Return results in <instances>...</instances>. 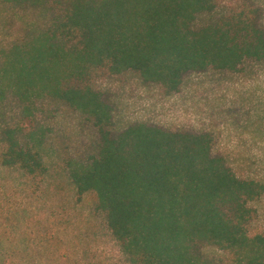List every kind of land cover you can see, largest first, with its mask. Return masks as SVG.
Instances as JSON below:
<instances>
[{
  "label": "trees",
  "instance_id": "trees-1",
  "mask_svg": "<svg viewBox=\"0 0 264 264\" xmlns=\"http://www.w3.org/2000/svg\"><path fill=\"white\" fill-rule=\"evenodd\" d=\"M43 9L42 23L0 51V105L19 106L20 121L0 126V170L36 187L46 180L39 103L81 114L98 139L96 156L68 164L78 200L94 208L126 264H264V232L252 229L264 183L241 179L212 154L206 134L168 132L142 123L113 130L110 106L94 83L103 74L134 73L176 93L188 73H237L264 64L260 9L227 0L213 23L215 0H0ZM7 181V180H5ZM16 187L0 183V264H110L81 249L59 214L16 204ZM27 199L28 189L23 190ZM211 247L223 255L205 254ZM112 264V263H111Z\"/></svg>",
  "mask_w": 264,
  "mask_h": 264
},
{
  "label": "rangeland",
  "instance_id": "rangeland-1",
  "mask_svg": "<svg viewBox=\"0 0 264 264\" xmlns=\"http://www.w3.org/2000/svg\"><path fill=\"white\" fill-rule=\"evenodd\" d=\"M248 1L260 9L264 29V0ZM215 2L214 12L199 16L194 29L215 22L224 12L227 0ZM45 16L43 9L19 10L0 4V51L34 31ZM94 89L112 110L115 133L142 123L168 132L209 135L212 154L224 158L239 178L264 183V64L244 62L237 73H188L182 77L179 90L170 95L157 85L144 84L130 72L103 74L96 79ZM37 109L35 126L44 133L46 180L39 188L17 173L0 170V183L8 181L16 187L14 203H31L47 217L57 212L65 231L77 239L81 249L95 252L110 264H126L106 229L104 216L94 208L93 196L78 200L68 177L70 162L96 156L95 131L81 114L60 103L43 101ZM20 119L16 103L9 100L0 105V126ZM25 188L31 194L27 200ZM254 207L257 218L252 229L264 232V198ZM205 254L223 258L211 247Z\"/></svg>",
  "mask_w": 264,
  "mask_h": 264
}]
</instances>
